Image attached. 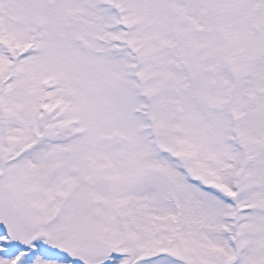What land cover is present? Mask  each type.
Wrapping results in <instances>:
<instances>
[{
  "label": "snow or ice",
  "instance_id": "1",
  "mask_svg": "<svg viewBox=\"0 0 264 264\" xmlns=\"http://www.w3.org/2000/svg\"><path fill=\"white\" fill-rule=\"evenodd\" d=\"M0 264H264V0H0Z\"/></svg>",
  "mask_w": 264,
  "mask_h": 264
}]
</instances>
